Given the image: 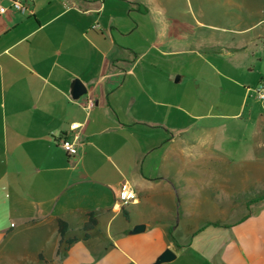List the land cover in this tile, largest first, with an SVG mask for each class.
<instances>
[{
    "label": "crops",
    "instance_id": "1",
    "mask_svg": "<svg viewBox=\"0 0 264 264\" xmlns=\"http://www.w3.org/2000/svg\"><path fill=\"white\" fill-rule=\"evenodd\" d=\"M21 1L24 11L0 0L8 9L0 14V264H156L166 249L176 258L163 264H264V206L231 223L206 222L180 243L169 224L139 217L150 205L171 224L165 201L174 192L198 198V184L216 177L219 165L259 176L256 190L264 182V114L251 108L242 124V106L229 115L213 113V104L203 112L199 95L187 109L173 86L183 75L173 82L170 69L155 74L154 60L172 54L165 32L154 31L141 50L132 45L133 15L152 12L156 0ZM243 45L223 55L230 59ZM261 58L252 52L236 70L251 72ZM211 71L196 80L197 94L219 75ZM76 81L86 89L79 98ZM256 88L246 93L255 96ZM227 119L237 124L216 123ZM72 124L79 127L71 131ZM74 133L80 142L71 157L59 139ZM176 180L185 186L173 188ZM124 184L134 201L115 195ZM225 207L242 209L234 201ZM88 212L98 226L83 240ZM58 219L77 242L60 245ZM139 224L145 231L130 235Z\"/></svg>",
    "mask_w": 264,
    "mask_h": 264
},
{
    "label": "rangeland",
    "instance_id": "2",
    "mask_svg": "<svg viewBox=\"0 0 264 264\" xmlns=\"http://www.w3.org/2000/svg\"><path fill=\"white\" fill-rule=\"evenodd\" d=\"M150 9L152 12L145 10L147 12L143 16L133 15L138 33L132 45H138L141 50L147 39H155V32H165L172 54L154 60L160 64L155 74L165 76L164 68L170 69L174 75L173 82L183 75L182 82L173 86H176L180 94L186 95L189 111L199 95L203 112H207L209 105L213 104V113L229 115L239 111L242 106L245 109L243 117L239 119L242 124L247 123V111L251 108L264 114V101L258 100L253 92L246 93L247 88L253 89L264 84V0H156L150 5ZM243 43L244 48L233 53L230 59L223 55L229 47H238ZM257 51L262 58L251 72L249 68H244L242 74L238 72L235 64H248L251 53ZM230 65L234 68L229 67ZM210 67L219 75L213 74L212 84L205 82V92L197 94L196 80L211 76ZM227 77L234 80L228 81ZM178 91L173 90V103H177L176 100L179 99ZM179 120L182 124L190 121L183 114ZM228 122L230 125L237 124V121L228 119L216 123ZM218 169L216 177L198 184V198L183 197L174 192L172 200L165 201L164 209L174 215L171 224L164 212H158V208L152 210L150 205L139 217L169 224L171 229H176L174 238H178L180 243L189 240L188 236L206 222L231 223L241 215L258 211L264 206V182L257 184L256 190H250L259 176L245 172L239 166L229 167L224 164L219 165ZM185 184L184 180H176L173 188L178 189ZM214 187L218 190H213ZM241 191L243 193H238ZM221 193L238 194L235 197H223ZM233 201L235 205L242 206L240 213H230L231 208L225 207ZM185 212L190 215L184 214ZM133 219H138V216Z\"/></svg>",
    "mask_w": 264,
    "mask_h": 264
},
{
    "label": "built area",
    "instance_id": "3",
    "mask_svg": "<svg viewBox=\"0 0 264 264\" xmlns=\"http://www.w3.org/2000/svg\"><path fill=\"white\" fill-rule=\"evenodd\" d=\"M9 9L16 11H24L25 5L21 0H10ZM7 10H8L7 8L0 7V14H4L5 12H7ZM255 95L258 100L264 101V84H259L257 86L255 90ZM78 127L79 126L77 124H72L71 131L76 130ZM79 142H80L79 133H74L72 134L71 137L65 136L59 139V144L61 148L71 157L77 155ZM115 195L123 203H127L135 200V194L127 184L122 185L120 189L115 192Z\"/></svg>",
    "mask_w": 264,
    "mask_h": 264
},
{
    "label": "trees",
    "instance_id": "4",
    "mask_svg": "<svg viewBox=\"0 0 264 264\" xmlns=\"http://www.w3.org/2000/svg\"><path fill=\"white\" fill-rule=\"evenodd\" d=\"M253 202L255 201L253 200ZM122 214L125 219L129 220L128 213L125 209H122ZM86 217L87 220L82 227V231L84 232L83 240H88L90 237V233L98 226V218L95 212H88L86 214ZM57 224H58V233L60 236V245L66 244L67 246H70L78 241V238L76 237L66 239V236L70 230L68 224L65 221L58 219Z\"/></svg>",
    "mask_w": 264,
    "mask_h": 264
},
{
    "label": "water",
    "instance_id": "5",
    "mask_svg": "<svg viewBox=\"0 0 264 264\" xmlns=\"http://www.w3.org/2000/svg\"><path fill=\"white\" fill-rule=\"evenodd\" d=\"M86 93V89L84 85L76 81L74 84V89L72 92V95L74 98H79L81 95ZM145 231V225L139 224L133 227V229L130 231V235H137ZM176 255L174 252L170 249H166L156 260V264H163L168 263L173 260H175Z\"/></svg>",
    "mask_w": 264,
    "mask_h": 264
}]
</instances>
